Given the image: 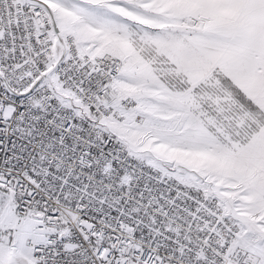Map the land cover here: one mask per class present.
I'll list each match as a JSON object with an SVG mask.
<instances>
[{"label": "snow or ice", "instance_id": "obj_1", "mask_svg": "<svg viewBox=\"0 0 264 264\" xmlns=\"http://www.w3.org/2000/svg\"><path fill=\"white\" fill-rule=\"evenodd\" d=\"M0 264H264V0H0Z\"/></svg>", "mask_w": 264, "mask_h": 264}]
</instances>
